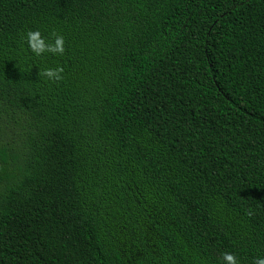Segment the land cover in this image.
I'll return each instance as SVG.
<instances>
[{
	"label": "trees",
	"instance_id": "trees-1",
	"mask_svg": "<svg viewBox=\"0 0 264 264\" xmlns=\"http://www.w3.org/2000/svg\"><path fill=\"white\" fill-rule=\"evenodd\" d=\"M223 253L264 256V0H0V264Z\"/></svg>",
	"mask_w": 264,
	"mask_h": 264
},
{
	"label": "clouds",
	"instance_id": "clouds-1",
	"mask_svg": "<svg viewBox=\"0 0 264 264\" xmlns=\"http://www.w3.org/2000/svg\"><path fill=\"white\" fill-rule=\"evenodd\" d=\"M51 43H46L45 38L41 35L39 29L28 30L24 33L22 39L26 42L28 49L39 56L41 53L63 54L64 37L53 33ZM62 68H46L43 70V76L49 80H60ZM224 264H238L237 258L231 253H223ZM254 264H264V256L254 258Z\"/></svg>",
	"mask_w": 264,
	"mask_h": 264
}]
</instances>
